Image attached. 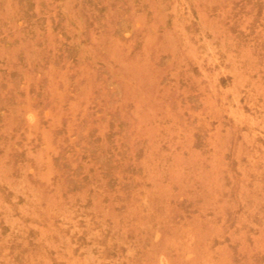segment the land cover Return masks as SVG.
I'll return each instance as SVG.
<instances>
[{
    "label": "rangeland",
    "instance_id": "374dc122",
    "mask_svg": "<svg viewBox=\"0 0 264 264\" xmlns=\"http://www.w3.org/2000/svg\"><path fill=\"white\" fill-rule=\"evenodd\" d=\"M0 264H264V0H0Z\"/></svg>",
    "mask_w": 264,
    "mask_h": 264
}]
</instances>
